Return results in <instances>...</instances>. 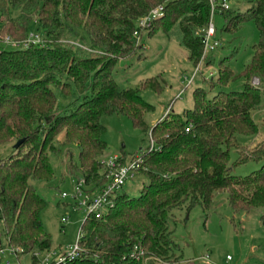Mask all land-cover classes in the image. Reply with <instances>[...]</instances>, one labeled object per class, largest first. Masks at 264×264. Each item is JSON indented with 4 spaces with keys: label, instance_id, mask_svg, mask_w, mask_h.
Here are the masks:
<instances>
[{
    "label": "trees",
    "instance_id": "trees-1",
    "mask_svg": "<svg viewBox=\"0 0 264 264\" xmlns=\"http://www.w3.org/2000/svg\"><path fill=\"white\" fill-rule=\"evenodd\" d=\"M235 1L247 7L223 12V30L235 33L252 21L259 33L240 74L246 80L243 88L224 89L238 75L222 66V58L218 77L210 81L216 92L195 88L191 108L169 111L148 127L144 117L154 106L138 90L121 87L113 68L133 55L138 21L160 6L164 13L150 34L163 30L199 64L205 48V34L199 31L211 22L208 0H0V146L13 135L24 139L0 157L1 236L16 256L52 250L40 217L45 201L33 185L53 179L49 157L75 145L79 164L70 172H79L87 184L98 178L100 160L109 151L102 118L114 113L128 116L136 128L149 129L153 145L141 153L142 166L152 169L144 173L148 181L138 196L121 191L101 217H85L80 239L85 253L66 264H125L141 252L151 259L180 258L181 247L172 239V210L211 208L217 193L227 194L235 213L264 209V139L254 146L238 140L260 131L253 112L262 90L252 79L264 80V0ZM32 25L41 30L32 34L42 43L25 47ZM6 36L20 46L6 44ZM152 82L143 86L154 87ZM60 97L67 99L63 106ZM61 133L62 147L51 145ZM249 161L260 167L246 175L235 172ZM100 181L96 188L105 184L104 175ZM261 219L264 223V213ZM5 245L0 241V250Z\"/></svg>",
    "mask_w": 264,
    "mask_h": 264
},
{
    "label": "rangeland",
    "instance_id": "rangeland-1",
    "mask_svg": "<svg viewBox=\"0 0 264 264\" xmlns=\"http://www.w3.org/2000/svg\"><path fill=\"white\" fill-rule=\"evenodd\" d=\"M246 7L243 3L231 1L232 10L244 11ZM212 22L216 34L210 39V46H213L215 41L219 46L208 51L204 48L199 64L189 58L188 50L181 46L176 38L167 37L161 29L151 35L149 31L155 30L154 25L140 27L137 24L140 29L137 31L138 35L134 33L135 51L129 58L117 62L113 68V76L121 87L138 90L142 98L154 106L144 117L148 127L169 111L180 113L191 108L195 88H203L208 95L216 92L218 89L212 90L210 81L218 77L222 58V66L230 67L238 75L224 89L235 91L243 88L246 80L240 74L250 59L253 45L259 41L257 28L249 21L235 33L224 31L227 20L220 13L214 15ZM207 28L199 32L205 34ZM34 32L41 33V30L32 25L30 33ZM7 38L9 36L2 39L6 42ZM70 40L71 43L76 42ZM76 44L87 48V44L82 41ZM151 79H154V87L143 86ZM258 86L262 90V97L259 107L253 112V118L259 124L260 131L256 135H239L238 140L242 145L254 146L264 139V80L260 79ZM59 102L60 106H63L67 99L60 97ZM102 123L106 127L103 139L107 142L109 151L107 156L100 160L103 165L100 176L104 175L106 179L107 172L103 163L106 159L117 156L121 163L129 165L142 154L141 152L151 147L152 143L149 129L134 127L128 116L110 114L102 118ZM16 142V135H13L1 145L0 157H7ZM64 142L65 136L61 133L51 145L62 147ZM231 156L232 161H235L237 151L232 149ZM49 160L53 167V179L34 181L33 185L45 201L40 217L44 230L50 235L51 249L56 252H69L77 243L79 234L83 233L81 227L86 217V213L78 208L81 197H75V185L85 179L79 172H70V169L76 170L74 165L79 164L78 148L71 145L60 151L58 157L50 156ZM142 163L133 175L128 177L122 188L130 197L138 196L148 181L146 170H151L152 167L142 166ZM258 167L259 163L249 161L235 169V172L246 175ZM100 176L88 184L84 182L85 190L96 193L99 190V187L96 188L97 183H102ZM63 194L66 197H62ZM213 202L211 208L196 205L188 209L185 205L172 210V239L180 245L182 257L173 256L167 261L160 258L151 259L142 253L136 257L130 256L129 262L125 264H133L132 260L135 264H264V223L261 219L264 209L235 213L228 204L225 192L215 194ZM62 218H66L67 222L63 223ZM1 232L0 223V241L5 245V237L1 236ZM4 247L1 261L5 264H30L35 260L34 254L41 262L46 256V252L37 249L31 254L16 256L18 253L15 255L10 247ZM227 256L230 257L229 260Z\"/></svg>",
    "mask_w": 264,
    "mask_h": 264
},
{
    "label": "built area",
    "instance_id": "built-area-1",
    "mask_svg": "<svg viewBox=\"0 0 264 264\" xmlns=\"http://www.w3.org/2000/svg\"><path fill=\"white\" fill-rule=\"evenodd\" d=\"M208 1L211 8V22L204 35L205 48L207 51L219 46V43L217 41L213 43V46H210V39L214 37L216 34V28L212 22V19L214 15L218 13L222 14L223 12L231 9L232 0H208ZM163 13H164L163 6L155 8L150 12L149 15L141 18L138 21V25H140V27L141 26L151 27L153 22L157 18L161 17ZM135 34L138 35V32H135ZM6 43L13 47L20 46L19 43L12 41L10 38L6 39ZM23 43L25 47H28L30 44H41L42 38L38 35L32 34ZM253 84L255 86H258L260 84V79L255 77L253 80ZM142 162H143L142 154L135 160H132L129 165H125L121 163L120 158L117 156H115L114 158L106 159L103 162L107 172L106 182L103 186L98 188L99 190L96 193H90L87 190H85L84 187L85 181L77 182V184L75 185V192H76L75 197L76 198L81 197L78 203V208L80 210H83L86 213V216L95 215L96 217H101L103 214L107 212L109 207L114 205L115 198L117 194L122 191L125 181L128 179L130 175H133V173L137 170V168H139ZM62 197H66V195L63 194ZM62 222L66 223L67 219L62 218ZM82 236L83 233H80L78 236V241L74 245L71 251L56 252L54 249L44 251L46 252V256L41 262L38 260L36 254H34L35 260H33V262L30 264H66L68 261H72L74 259L79 258L82 254L85 253L83 247L80 244V239H82ZM4 251H5L4 249L0 250V261ZM142 253L143 252H141L140 254ZM229 259L230 257L227 256V260Z\"/></svg>",
    "mask_w": 264,
    "mask_h": 264
},
{
    "label": "water",
    "instance_id": "water-1",
    "mask_svg": "<svg viewBox=\"0 0 264 264\" xmlns=\"http://www.w3.org/2000/svg\"><path fill=\"white\" fill-rule=\"evenodd\" d=\"M50 120H51V119L48 118V122H49ZM22 142H24V139L19 140V141L15 144V147H18Z\"/></svg>",
    "mask_w": 264,
    "mask_h": 264
}]
</instances>
